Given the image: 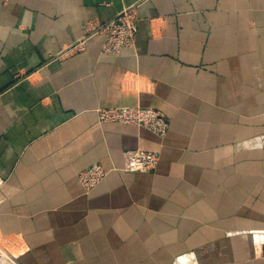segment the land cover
<instances>
[{
  "label": "crops",
  "instance_id": "obj_1",
  "mask_svg": "<svg viewBox=\"0 0 264 264\" xmlns=\"http://www.w3.org/2000/svg\"><path fill=\"white\" fill-rule=\"evenodd\" d=\"M134 8L133 48L86 33ZM143 106L169 130L101 124ZM158 153L154 171H82ZM0 261L264 264V0H0ZM4 256V258H2Z\"/></svg>",
  "mask_w": 264,
  "mask_h": 264
},
{
  "label": "built area",
  "instance_id": "obj_2",
  "mask_svg": "<svg viewBox=\"0 0 264 264\" xmlns=\"http://www.w3.org/2000/svg\"><path fill=\"white\" fill-rule=\"evenodd\" d=\"M103 34L105 41L102 46L104 54L119 55L124 49L133 48L138 34V22L134 8L125 9L118 17L99 30H94L72 45L67 52H82L93 35ZM101 124L115 123L135 126L151 131L160 138L167 135L169 122L160 111L149 107H119L100 109L97 111ZM159 163V156L154 152L138 149L127 150L124 153V172L139 173L154 171ZM109 170L100 164L82 171L78 175V183L85 194H90L101 184L109 174ZM3 258V257H2ZM12 264H15L12 262Z\"/></svg>",
  "mask_w": 264,
  "mask_h": 264
},
{
  "label": "rangeland",
  "instance_id": "obj_3",
  "mask_svg": "<svg viewBox=\"0 0 264 264\" xmlns=\"http://www.w3.org/2000/svg\"><path fill=\"white\" fill-rule=\"evenodd\" d=\"M128 150H131V149H128ZM126 151H127V150H125V151L123 152V159H124V153H125ZM157 154H158V153H157ZM158 156H159V155H158ZM159 160H160V157H159ZM124 166H125V165H124ZM124 166H123L122 169H115V168H114V169H112V170H109V169H107V170H109L110 172H111V171H120V172H124V171H123ZM110 172H109V173H110ZM126 173H129V172H126ZM106 178H107V177H106ZM99 185H100V184H99ZM99 185H98V186H99ZM98 186H97V187H98ZM91 192H92V191H91ZM0 253H2V252H0ZM3 258H4V256H3ZM12 262H13V261H11L9 258H7V260H5V261H3V262L0 261V264H12Z\"/></svg>",
  "mask_w": 264,
  "mask_h": 264
}]
</instances>
